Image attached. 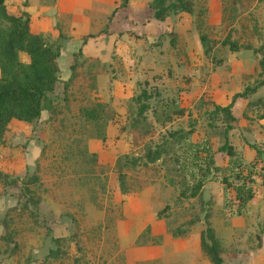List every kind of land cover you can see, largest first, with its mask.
<instances>
[{"label": "rangeland", "instance_id": "obj_1", "mask_svg": "<svg viewBox=\"0 0 264 264\" xmlns=\"http://www.w3.org/2000/svg\"><path fill=\"white\" fill-rule=\"evenodd\" d=\"M4 1L10 11L21 9L18 0ZM147 3L127 0L102 28L92 26L77 40L29 23L65 51L38 118L11 119L0 142V234L10 230L8 239L0 237V264H211L198 243L206 225L222 264H264V84H257L253 50L264 41V0H192L191 12L170 11L162 20ZM246 86L224 135L222 115L208 111ZM142 90L148 96L136 100ZM96 101L103 103L99 118L86 119L80 106ZM177 128H191L187 140L208 143L210 165L202 155L184 158L185 140L168 136ZM224 136L251 167L243 181L252 194L238 207L221 180L233 176L213 168L228 163L216 149ZM164 140L161 155L146 160V146ZM206 166L198 193L180 194ZM32 174L37 180L26 182ZM22 181L39 196L23 209ZM48 248L55 253L46 256Z\"/></svg>", "mask_w": 264, "mask_h": 264}, {"label": "trees", "instance_id": "obj_2", "mask_svg": "<svg viewBox=\"0 0 264 264\" xmlns=\"http://www.w3.org/2000/svg\"><path fill=\"white\" fill-rule=\"evenodd\" d=\"M126 1L118 0V3L112 8V13L117 7L123 6ZM147 5L152 10V16L158 20H162L170 11L183 10L191 12L193 10L192 0H148ZM29 22V14L26 10L20 9L15 13L7 9L4 0H0V142L3 141L4 132L11 119L29 122L38 118L44 105L43 101L48 100V93L53 90L55 82L58 80L56 58L59 46L53 47L44 40L41 34L31 31ZM170 38L172 39V36ZM199 38L202 43L206 41V37L203 34L199 35ZM84 40L85 37L81 39L82 42ZM223 42L227 43L231 50L237 49L234 40L226 38ZM204 50H206V47H204ZM253 50L259 55L258 67L260 79L257 84H264V41H261ZM20 52L25 54L26 60L20 59ZM75 53L81 54V49L78 48L73 51L72 56ZM74 67L75 63L70 61L68 63L70 74L67 80L73 76ZM64 80L67 81L66 79ZM247 91L249 90L246 86L241 91L233 92L225 104L212 103V108L209 109L208 114L211 117H214L217 113L222 115L226 122L224 135L230 127V121L235 119V116L231 112L233 101L238 96L244 95ZM140 92L139 95L134 97L136 100L148 96L144 94L143 90ZM147 105V102L144 101L138 104L137 114L139 116H142V112ZM102 108L103 103L96 101L93 104L80 106L79 110L86 119L95 120L99 118ZM190 131L191 128L186 129L184 132H182V129L177 128L168 131V136L174 138V143L179 140H185L184 143L187 145V148L183 154L184 158L188 157L194 160L202 155L210 165L212 154L209 151L208 143L202 139L195 141L187 140ZM100 137L102 138L103 135L101 134ZM165 142L167 143L168 140L157 143L153 148L146 146L143 153L144 158L148 161L158 158L164 149L163 143ZM216 149L227 154L228 163L223 166L214 165L213 168H226L227 173L225 175L230 174L233 176L232 178L229 176L221 177V180L225 184L229 183L231 185L233 195L237 199L236 207L242 206L252 194L249 185H245L243 181L249 175L251 167L241 161L238 151L228 143L226 136H224V141ZM133 158V161L138 160V157ZM204 169L206 170L199 173L197 180L189 185L188 193L184 189L180 190L179 193L182 195L197 194L202 186V176L208 170L207 166ZM37 178L36 174H32L26 182L36 181ZM117 178L120 190L125 191L124 174L118 171ZM238 179L241 181H238ZM261 184L264 189V174L261 177ZM23 190L24 192L26 191V197L22 201L20 208H26L28 203L36 205L39 201V196L33 195L28 190L25 182H23ZM9 234L10 230L0 234V237L8 239ZM52 239L55 243L62 240L58 236H53ZM198 243L211 264H222V257L220 255L221 246L211 226L206 225L199 232ZM55 251L56 248H48L46 256L54 254ZM39 264H43V262L40 261Z\"/></svg>", "mask_w": 264, "mask_h": 264}, {"label": "crops", "instance_id": "obj_3", "mask_svg": "<svg viewBox=\"0 0 264 264\" xmlns=\"http://www.w3.org/2000/svg\"><path fill=\"white\" fill-rule=\"evenodd\" d=\"M117 3L118 0H18V8L28 12L29 23L33 24L37 21L40 25L49 27L54 36L62 33L70 40V37L72 40L73 37L77 40L92 26H96L97 29L102 28L112 16L116 15L117 9L112 13V8ZM64 51L60 46L58 55L61 56ZM63 74L62 71L61 76ZM61 76L60 78H63Z\"/></svg>", "mask_w": 264, "mask_h": 264}]
</instances>
